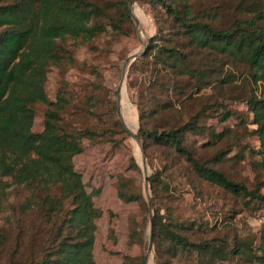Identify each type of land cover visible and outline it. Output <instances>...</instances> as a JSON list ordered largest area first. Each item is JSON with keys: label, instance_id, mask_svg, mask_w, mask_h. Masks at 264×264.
I'll return each instance as SVG.
<instances>
[{"label": "trees", "instance_id": "trees-1", "mask_svg": "<svg viewBox=\"0 0 264 264\" xmlns=\"http://www.w3.org/2000/svg\"><path fill=\"white\" fill-rule=\"evenodd\" d=\"M128 1L114 4L117 18L93 0H0V264H97L93 255L95 222L101 211L87 193L82 175L75 171L73 158L83 152L84 139L94 140L99 134L91 129H67L60 117L64 98L59 96L55 104L48 102L45 87L50 69L59 66L68 53L62 43L89 42L108 27L119 32L121 24L131 21ZM196 1L148 3L163 12L165 22L171 23L168 29L176 31L186 45L232 57L247 67L255 84H264V12L256 11L251 20L241 18L229 28L215 30L210 14L194 9ZM153 45L140 60L156 49V62L175 73L192 75L186 48ZM206 78L201 77L203 83ZM37 104L48 106L40 133L32 130ZM245 105L259 143L260 160L255 167L264 170V96L245 100ZM221 114V121L233 115L230 110ZM157 116L153 110L150 117L154 122L159 121ZM142 118L140 112L137 138L144 152L150 146L167 150L172 165L165 164V170L181 160L202 181L263 213L259 236L238 239L229 249L226 240H192L187 234L190 228L164 222L155 211L150 236L156 264L181 257L195 264H219L229 258L241 264H264V193L248 189L214 167L225 158V152L206 163L199 161L186 142L189 134L199 135L202 130L198 115L184 122L171 118L152 126L141 123ZM228 135L226 129L214 138L220 141ZM128 181L118 178V198L146 206L142 194L130 191ZM149 181L155 191L165 187L157 173ZM145 260L144 253L126 255L121 264H145Z\"/></svg>", "mask_w": 264, "mask_h": 264}, {"label": "rangeland", "instance_id": "rangeland-1", "mask_svg": "<svg viewBox=\"0 0 264 264\" xmlns=\"http://www.w3.org/2000/svg\"><path fill=\"white\" fill-rule=\"evenodd\" d=\"M93 1L118 18L114 4L120 0ZM128 9L131 21L121 24L119 32L108 27L89 42L62 43L68 53L59 66L50 69L45 87L48 102L55 104L59 96L64 98L60 117L67 129H91L99 134L94 140L84 139L83 152L73 158L75 171L82 175L87 193L101 211L95 222V262L121 264L126 255L144 253L145 264H156L150 236L155 211L164 222L190 228L187 234L194 241L217 238L226 240L231 249L238 239L257 238L262 211L202 181L181 160L165 170V164L172 165L167 150L150 146L144 152L137 132L140 112L141 123L149 126L156 122L150 117L153 110L160 115L156 122L160 124L171 118L184 122L198 115L202 130L199 135L189 134L186 142L199 161L206 163L225 152V158L214 167L248 189L264 193V170L255 167L260 160L258 138L245 105V100L264 96V84H255L247 67L232 57L186 45L176 31L168 29L171 23L165 22L163 12L148 0H129ZM194 9L209 13L213 28L223 30L241 18L251 20L256 11L264 12V0H198ZM155 42L166 48H186L192 75L175 73L156 62V49L140 60ZM225 110L233 115L221 121ZM47 111V105L35 106V133L43 130ZM226 129L229 135L217 141L214 134ZM156 173L165 184L159 191L149 181ZM120 177L129 180L131 192L143 195L146 206L118 198ZM254 245L258 246V240ZM168 264L195 261L181 257ZM219 264L241 262L229 258Z\"/></svg>", "mask_w": 264, "mask_h": 264}]
</instances>
